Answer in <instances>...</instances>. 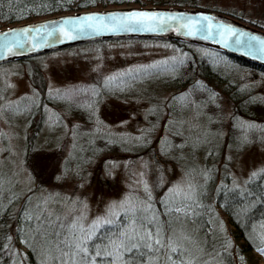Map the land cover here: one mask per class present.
<instances>
[{
	"label": "rangeland",
	"instance_id": "1",
	"mask_svg": "<svg viewBox=\"0 0 264 264\" xmlns=\"http://www.w3.org/2000/svg\"><path fill=\"white\" fill-rule=\"evenodd\" d=\"M21 1L4 4L11 8ZM198 4L264 30V0ZM188 55L167 41L131 38L86 42L31 61L1 63L0 184L2 194L12 195L8 211L17 219H38L41 213L71 219L90 235L97 224L118 219L119 213L153 207L156 196L171 202L192 194L195 179L190 176L206 174L207 166L218 167L217 177L229 187L243 189L259 177L264 186V118L234 116L220 88L202 99L190 82L171 86ZM32 64L42 72L43 94L32 82ZM227 67L264 100L263 73ZM68 103L78 106L72 109ZM38 105L44 114L33 140L34 157L26 164L30 116L38 119L29 113ZM171 130L178 134L170 135ZM92 146L96 151H89ZM48 151L55 153L44 156ZM78 160L80 165L73 166ZM32 165L44 176H36ZM4 202L0 198V206ZM185 206L179 212H188ZM218 213L226 219L222 210ZM18 239L24 250L25 238ZM242 258L264 264L259 249Z\"/></svg>",
	"mask_w": 264,
	"mask_h": 264
},
{
	"label": "trees",
	"instance_id": "2",
	"mask_svg": "<svg viewBox=\"0 0 264 264\" xmlns=\"http://www.w3.org/2000/svg\"><path fill=\"white\" fill-rule=\"evenodd\" d=\"M4 1L0 0V28L94 8L202 7L198 0H22L11 8ZM162 41L190 53L182 65V73L169 81L171 86L181 88L190 82L191 89L200 91L202 99L212 95L211 90L220 88L231 104L234 116L264 118V100L257 95L255 87L245 83L227 66L251 68L263 74L264 67L229 55L226 58L223 52L215 49H201L199 45L182 41ZM34 57L19 61H31ZM31 79L43 94L45 81L40 69L33 64ZM44 97L42 95L41 101ZM67 106L74 109L78 105L72 103L70 106L68 103ZM33 113L38 115V119L34 122L30 116L32 129L27 136L26 164L34 157L30 155L34 152L33 140L44 114L39 105L29 114ZM169 133L178 134L173 130ZM98 146L102 148V144ZM89 151H96V147H90ZM48 153L55 152H43L44 156ZM37 154L41 155V152ZM79 161L72 162V165H80ZM31 171L36 176L45 174L39 171V167L34 169L33 165ZM204 173L195 171L190 176L195 179L192 194L177 196L171 202L156 196L152 201L153 207L144 210L136 207L135 213H119L118 219L104 222L90 235H84L71 219H56L43 213L38 219H17L16 213L8 211L12 195L2 194L3 185L0 184V198L5 201L0 206V264H248L242 256L264 246V186L261 177L247 181L246 187L241 189L229 187L222 177L218 178V167L207 166ZM181 204H185L189 211L179 212ZM219 209L226 219L218 213ZM19 228L24 229L22 233ZM149 233L152 234L151 239H148ZM18 235L26 240L24 250L19 245ZM157 239L160 244L155 243ZM81 248H86L87 252Z\"/></svg>",
	"mask_w": 264,
	"mask_h": 264
},
{
	"label": "water",
	"instance_id": "3",
	"mask_svg": "<svg viewBox=\"0 0 264 264\" xmlns=\"http://www.w3.org/2000/svg\"><path fill=\"white\" fill-rule=\"evenodd\" d=\"M129 11L161 13L164 20L145 21V30L124 31L118 27L119 17L111 19L107 15ZM88 16L93 19H84ZM99 16L104 17L103 22L97 19ZM26 28L30 31H22ZM131 38L182 41L264 67V30L216 10L184 6L85 9L8 25L0 28V64L86 42Z\"/></svg>",
	"mask_w": 264,
	"mask_h": 264
},
{
	"label": "snow or ice",
	"instance_id": "4",
	"mask_svg": "<svg viewBox=\"0 0 264 264\" xmlns=\"http://www.w3.org/2000/svg\"><path fill=\"white\" fill-rule=\"evenodd\" d=\"M109 18L111 19H116L117 17H119V25L118 27L121 28L124 31H141V30H145L144 28V22L145 21H155L157 19H160L161 22H163L164 20V15L161 13H156V12H150V11H129V12H124V13H110L107 14ZM170 19L172 17H169ZM84 19L86 20H92L93 17L92 16H88L85 17ZM97 19H99L101 22H103L104 17L103 16H99L97 17ZM204 19H207V17H205ZM89 27H91V25H89ZM115 30V29H113ZM154 30V29H152ZM22 31L24 32H28L30 31L29 29H22ZM61 32H63V29H60ZM191 34V33H189ZM65 36H68V38H72L70 36L69 33H64ZM110 80L113 78H109ZM105 223H111V221H106ZM97 227H100L101 225L97 224ZM151 233L148 234V239H151ZM89 239H91V237H89ZM131 239V237H130ZM155 243L160 244L161 241L159 239H157L155 241ZM121 246H123V243L121 244ZM133 248L136 247L135 244L132 245ZM148 247H151V245H148ZM131 250V249H129ZM173 251H175L176 249H172ZM81 251L83 252H87L86 248H81ZM259 251L264 254V249H259Z\"/></svg>",
	"mask_w": 264,
	"mask_h": 264
},
{
	"label": "bare ground",
	"instance_id": "5",
	"mask_svg": "<svg viewBox=\"0 0 264 264\" xmlns=\"http://www.w3.org/2000/svg\"><path fill=\"white\" fill-rule=\"evenodd\" d=\"M116 7H124V6H116ZM202 8H204V7H202ZM207 9H208V8H207ZM224 55L228 56V55H227V54H225V53H224Z\"/></svg>",
	"mask_w": 264,
	"mask_h": 264
}]
</instances>
